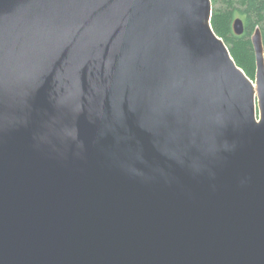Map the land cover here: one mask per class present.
Here are the masks:
<instances>
[{"label": "water", "instance_id": "obj_1", "mask_svg": "<svg viewBox=\"0 0 264 264\" xmlns=\"http://www.w3.org/2000/svg\"><path fill=\"white\" fill-rule=\"evenodd\" d=\"M212 12L0 0V264H264L261 32L253 81Z\"/></svg>", "mask_w": 264, "mask_h": 264}, {"label": "trees", "instance_id": "obj_2", "mask_svg": "<svg viewBox=\"0 0 264 264\" xmlns=\"http://www.w3.org/2000/svg\"><path fill=\"white\" fill-rule=\"evenodd\" d=\"M211 1L213 30L223 39L236 64L253 80L255 57L250 37L259 28L264 47V0ZM217 4L219 7H215ZM236 18L243 21L244 31L241 35L235 34L232 29V22Z\"/></svg>", "mask_w": 264, "mask_h": 264}, {"label": "rangeland", "instance_id": "obj_3", "mask_svg": "<svg viewBox=\"0 0 264 264\" xmlns=\"http://www.w3.org/2000/svg\"><path fill=\"white\" fill-rule=\"evenodd\" d=\"M215 7H219V4L215 5ZM253 81H254V79H253Z\"/></svg>", "mask_w": 264, "mask_h": 264}]
</instances>
